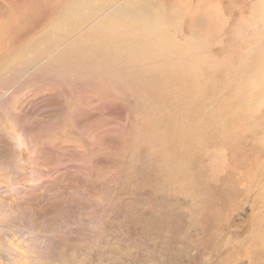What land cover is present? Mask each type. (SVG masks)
<instances>
[{
	"label": "rangeland",
	"instance_id": "374dc122",
	"mask_svg": "<svg viewBox=\"0 0 264 264\" xmlns=\"http://www.w3.org/2000/svg\"><path fill=\"white\" fill-rule=\"evenodd\" d=\"M125 1L0 0V264H264V0Z\"/></svg>",
	"mask_w": 264,
	"mask_h": 264
},
{
	"label": "bare ground",
	"instance_id": "6f19581e",
	"mask_svg": "<svg viewBox=\"0 0 264 264\" xmlns=\"http://www.w3.org/2000/svg\"><path fill=\"white\" fill-rule=\"evenodd\" d=\"M154 1L155 0H130V1L126 0L122 4L121 7L119 6L118 9L113 12L112 17L115 19L116 18H120V19L123 18L120 21H122L124 28H131V27H135V26H139V25L145 26V24L149 23V22L152 24H157L156 28H158L160 26L158 24H159V22H161L160 20L162 19L161 16L164 14V3L163 2L156 3ZM142 24H144V25H142ZM119 25L117 24V26H119ZM111 29H113V28H111ZM111 33H112V31H110L109 34H111ZM115 34H117V33H115ZM129 34H130V32H129Z\"/></svg>",
	"mask_w": 264,
	"mask_h": 264
}]
</instances>
